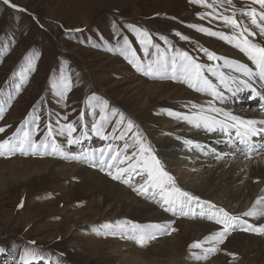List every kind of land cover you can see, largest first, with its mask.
Segmentation results:
<instances>
[{
    "label": "rangeland",
    "instance_id": "374dc122",
    "mask_svg": "<svg viewBox=\"0 0 264 264\" xmlns=\"http://www.w3.org/2000/svg\"><path fill=\"white\" fill-rule=\"evenodd\" d=\"M207 3L211 4L212 0H207ZM250 4L251 0H231V3L225 0L223 4L216 0L213 10L212 7L192 4L190 0H10L9 4L0 0V101L4 102L0 127L6 129L0 133V141L12 137L26 119L30 121L34 114H38L41 117L39 129L33 135L37 142L44 138L45 125L49 122L57 131L59 126L75 122L77 131L74 136H79L81 132L88 133L80 145L74 146L67 145L64 135L48 137L50 143L54 139L71 155L90 153L100 148L108 150L109 145L121 151L128 145L127 150H123L124 157H130L133 153L136 155L125 159L123 165H117L126 168L137 161H143L139 149L130 153L136 144V133H139V138L147 147L153 149L155 155L157 149L153 142H159L178 124L183 123L169 116V111L155 106L159 105V101L168 97L175 98L185 90L191 91V88L180 80L148 77L137 71L120 54L124 37L130 42L126 55L131 59L134 54L136 64L156 59L158 53L155 48H149L146 57L136 33L128 26L147 31L153 44L160 46V53L171 56L176 50L186 51L201 63L209 61L203 49L217 54V47L231 44L200 32L197 28H208L228 35L238 34V30L225 25L218 17L232 16L235 12L237 21L252 27L249 18L242 15V10H246ZM181 36L188 39H181ZM249 39L264 42V38L259 36ZM26 58L32 59L34 70L27 74V79L17 91L19 73L27 67ZM61 70L64 75L71 77L72 83L71 90L63 99L57 97L51 89V82L59 79ZM153 85L155 89L151 97L152 93L148 89ZM161 85L164 86L158 94ZM93 94L101 102L108 103L105 114L109 119L102 129L109 136L108 140L91 132V125L100 118L98 102H89ZM148 98L154 104L151 107L143 105ZM249 105L250 111L262 113L258 111L260 102ZM112 109L117 110L115 116L111 113ZM120 114H123L124 119L117 125ZM128 121L133 124L130 131H126ZM147 128L162 131L154 134L152 142L144 133ZM190 130L197 131L198 128L192 127ZM121 133H125L124 138L116 139ZM204 144L202 142V149L206 148ZM120 147L123 148L119 150ZM96 155L98 157L99 154ZM261 157H264V151L250 155L248 167L239 171L238 175L244 179L249 177L247 171ZM203 158L206 160L210 157ZM51 159H59L64 164L60 168L50 169L48 162ZM228 159L219 162L224 163L226 169L239 161L232 157ZM141 166L138 164L137 168ZM193 166L194 163L190 161L182 164L178 173L166 171L174 178L177 187L197 196L191 187L199 186L201 180L195 181ZM84 168L99 173L102 180L109 179L126 191L136 193L138 201L159 207L156 213L173 216L171 212L164 211L167 205L162 207L159 200L155 199L154 202L133 190L144 182L135 172L125 173L126 177H130L126 184L121 180H113L107 174V168L101 171L87 157L74 160L59 154L21 155L19 152L11 156H0V249L5 252L4 256L0 254V264H21L20 257L32 248L40 249L46 256V262L41 264H188L182 258L178 260L172 232L158 234L143 246L135 239L128 238V235L122 236L120 232L115 235L103 234L108 231L102 227L105 223L114 225L116 221H129L128 229H131L134 220L124 211L122 203H104L106 191L101 192L103 183L98 176L95 177L94 187L92 183L86 182L87 178L84 180L77 175ZM112 171L115 174V169ZM100 186L101 189L98 188ZM200 200L203 201L202 198ZM21 202L23 206L18 207ZM209 202L226 210L223 204L219 205V201ZM248 207L242 205V214L249 211ZM193 209L194 213L187 216L177 214L174 218L182 223L202 220L216 225L206 218L197 219L200 210L195 206ZM242 214L234 213L233 216L243 219L245 216ZM97 230L101 234H97ZM237 232L263 237L253 232ZM240 253L235 258L225 257L228 259L225 262L247 264ZM188 254L186 251L185 257H190L188 259H191V264H213L215 259V254L201 260ZM199 255H203V252ZM251 259L248 264H260L263 258L254 255Z\"/></svg>",
    "mask_w": 264,
    "mask_h": 264
},
{
    "label": "snow or ice",
    "instance_id": "6c2138e0",
    "mask_svg": "<svg viewBox=\"0 0 264 264\" xmlns=\"http://www.w3.org/2000/svg\"><path fill=\"white\" fill-rule=\"evenodd\" d=\"M3 2L9 4L10 0H3ZM224 2L225 0H220L221 4ZM227 2L231 3V0H227ZM190 3L205 5L207 7H212L213 10H215L216 0H212L211 4H208L207 0H190ZM256 5L259 7L257 8ZM11 6L14 8L18 7L16 5ZM242 15L249 18L252 27L248 24H244L243 21H237V19H235V12L232 16L218 17L223 20L225 25L230 26L234 30H238V34L228 35L203 27H199L197 30L209 36L225 40L229 44H234V46L239 49L240 52L244 53V55H246L252 62L255 66V71L248 67L247 64L230 62L226 58L220 57L216 53L207 49H203V51L209 61L216 62L215 66L213 64L204 65L198 63L186 51L176 50L175 54L171 56L167 53H160V46L158 44H153L150 34L147 31H143L131 25L128 27L136 33L138 42L143 47L145 56L147 57L149 55V48H155L158 53L157 58L148 60L147 63L142 62L136 64L134 54L131 59L126 55L130 49V42L127 37H124L123 39V50L120 54L124 55L125 59H127L130 64H133L137 71L142 72L144 76L163 79L165 74L170 73L171 79L181 80L182 82L187 83L188 87L193 88L196 92L210 95L213 98V101H223L224 93L217 87L216 83H213V81L205 75V72L218 77L219 84L230 92L239 91L241 86L255 92L252 80L258 78L259 80L264 81V42H255L254 39H249V37L255 38L259 36L264 38V0H251V4L247 6V9L242 10ZM241 25H243V27H241ZM177 35L179 36L180 34L177 33ZM181 39H188V37L181 36ZM26 60L27 67L19 73L20 83L16 85L17 91L27 79V74L34 70L32 59L26 58ZM221 60H224L222 66L232 68L233 71L241 73L244 77H247V79H240L239 77L226 75L224 72L220 71L219 69L222 66L219 65L218 62ZM13 75H16V73H13ZM233 85H235V88H233ZM71 88V77L64 75L63 70H61L59 79L51 82V89L54 91V94L61 99L66 97V94ZM8 100L10 101L11 97H9ZM91 101L98 102V105L100 106V118L91 125V132L100 136L103 140H108L109 136L102 131L104 124L108 122L109 119L105 114L108 103L107 101L101 102L100 98L95 94L89 98V102ZM213 101H209L207 108L192 104L191 110L187 113L170 110L168 115L184 121L195 128H203L207 131H216L219 129L229 137L226 143H228L230 147H234L236 141H238L239 144L252 150V138L256 136H264V121H260L259 124L261 126L257 127L256 121L242 120L229 112H224L222 109L214 107ZM3 105L4 102L0 101V113L4 111ZM111 113L115 116L117 110L112 109ZM2 118V115H0V119ZM123 119V114H120V120L117 121V125H119ZM40 120V115L34 114L30 121L26 119L25 122L17 128L12 137L0 141V156H11L19 152L21 155L59 154L64 158L74 160L87 157L91 160L93 166H98L101 171H104L107 168V174L113 180H121L126 184L129 183L130 177H126L125 173L135 172V175L140 176L144 182L133 190L149 199L155 200L159 197L158 202H162L161 206L163 207L164 205H167V207L164 208V211L171 212L173 215L179 214L181 216H187L194 210L193 206H195L200 209L199 213H197L198 216L214 221L216 225L222 226L220 230L214 231L205 236L203 241H194L189 246L190 249L203 250V255L193 253V257L196 260L206 259L208 253H215L218 251V246L223 244L233 231L239 230L264 235V224L259 226L251 224L247 220L241 219L240 216L230 215L223 208H217L210 202L202 201L199 197L193 196L189 192L183 191L177 187L174 178L163 168L161 161L151 153V149L139 138V133L135 134V142L140 145L139 152L141 154H147L148 159L137 161V164H132L125 168L117 166L125 163L126 158L124 157V153L113 149L111 145L108 146V150L100 148L93 149L90 153L82 152L76 155H71L65 152L54 139L51 143L48 141V137L56 134L66 136V143L68 146L80 145L82 140L87 138L88 133L81 132L79 136H74L73 134L77 131L75 122L59 126L58 131L49 122L45 125L46 132L44 138L37 142L33 139V135L39 129ZM29 124L32 125L31 128L28 127ZM82 127H87V125H82ZM132 128V122L128 121L126 131H130ZM5 130V128L0 127V133L5 132ZM233 132L235 134V140L232 139ZM124 135L125 133H121L120 137H117L116 139H123ZM185 144L201 148V145L196 144L191 140H186ZM127 147L128 146L125 145L124 151L127 150ZM212 151H215V149H212ZM97 153H99L98 157L96 155ZM135 155L136 153L132 154V156ZM138 164H142L143 168L138 169ZM112 169H115V174ZM22 206L23 204L21 202V205L18 207ZM242 215L245 217L264 216V197L258 198L252 208L249 211L244 212ZM129 223L131 222L116 221L114 225L111 223H105L102 227L108 231L103 234L115 235L117 231H119L122 236L128 235V238L135 239L140 246H143L146 241L155 239L158 234H170L171 232L176 231L175 228L171 227L172 222L145 226L132 223L131 229H128ZM97 234H101L99 230H97ZM32 243L35 244L34 241ZM205 244H211L212 247L204 248L203 246ZM0 251H2V249H0ZM231 255L235 258V254ZM46 259V256L38 248L26 250L20 257L21 264H41V262H46Z\"/></svg>",
    "mask_w": 264,
    "mask_h": 264
},
{
    "label": "bare ground",
    "instance_id": "6f19581e",
    "mask_svg": "<svg viewBox=\"0 0 264 264\" xmlns=\"http://www.w3.org/2000/svg\"><path fill=\"white\" fill-rule=\"evenodd\" d=\"M221 47H217V50L218 53L223 56V58H226L228 61L233 63L238 62L241 64H247L248 67L253 69V71L256 70L255 66L247 58V56L240 52L239 49L234 46V44L223 48ZM215 63L216 62L213 61L201 62V64L204 65L213 64L214 66ZM218 63L222 66L224 64V60H221ZM219 70L224 72L226 75L239 77L240 79H247V77H244L239 72L233 71L232 68L229 67L222 66ZM170 75V73L165 74V77H170ZM205 75H207L209 79H211L213 83H216L217 87L223 91V101H213V98L210 95L196 92L193 88H191V91L185 90L184 93L176 96L175 98L168 97L159 101L157 103L159 105L155 104V107L158 106L160 110L163 111L173 110L174 112L187 113L191 110L192 104L207 108L209 101H213L214 107L222 109L224 112H229L242 120L256 121L257 127L261 126L259 122L264 121V81H261L258 78H254L252 80L255 92H253L251 89L243 88L242 86L239 91L230 92L219 84L218 77L212 76L207 72H205ZM163 86L164 85L159 86L160 90L158 94L162 91ZM178 87H174V89H178ZM171 88L173 87L171 86ZM233 88H235V85H233ZM153 89H155L154 85L150 86L148 89V91L152 93L151 97L154 94ZM150 99L151 98H148L143 105L146 107H151L154 105ZM254 102H260L261 105L258 107V111L262 113L250 111L251 109L249 108V104ZM192 127L193 126L183 121V123L178 124L173 131L169 132L168 136L163 135L164 137L161 138L159 142H153L152 139L154 134H158V132L162 131V129L158 130L147 128V130H145L146 132L144 133L147 135L148 139L153 142L154 147L157 149V151H155V156L161 161V163L164 165L163 168L168 172L171 171L173 173H178V170L182 164L188 163L190 161L194 163L195 166L191 167L195 170L193 172V176L196 177L195 181L200 179L201 184L196 188L195 186L191 187L193 194L197 195L199 198H202L203 201H219V205L223 204L224 208L226 209L225 211H227L230 215H233L234 213L242 214L244 211L242 209L243 204L249 205L248 208L250 210L258 198L264 197V157H261L255 161L254 166L250 167V169L247 171L249 173V177L244 179L238 175V172L248 167L250 163V155L258 154L260 151H264V136H256L252 138V150H249V148L246 146L239 144L238 141H236L234 147H231L234 149H231L228 143H226L229 137L226 136L221 130L217 129L216 131H207L203 128H198L197 131H193L190 130ZM232 139H236L234 132ZM186 140H191L199 145H201L202 142H205L203 146H206V148L202 149L196 148L192 145H187L185 144ZM207 147L210 148L208 149ZM122 148L123 147H120L119 150ZM124 149L125 147L123 150ZM135 149H139V144H134L130 153L132 154ZM212 149H215V151H212ZM123 150L121 151L123 152ZM191 150L194 152H190ZM153 152L154 151L152 149L151 153L154 154ZM140 154H138V156H140ZM141 156L143 160L148 158L147 154H141ZM206 156L210 158L204 160L205 158L203 157ZM229 157L239 159V161L237 163H233L230 166L228 165L229 168L226 169L227 166L224 163L222 164V162H219L220 160L225 161ZM125 158H132V155L130 157L125 155ZM62 164H64V162L59 159H51L48 162V167L50 169L60 168ZM135 164L137 163L135 162ZM139 168L142 169L143 166ZM205 168L208 169L203 171ZM77 175L84 180L87 178L86 182L92 183L94 187H96L95 177L98 176V178L103 183L101 192L106 191V196L103 197L104 203L106 204V202L109 201L113 203L116 202L118 204L122 203L121 205L124 211L130 215V218L134 220L133 222L135 224L145 226L151 224H167L172 222L171 227L176 229V231L172 232V235L174 236L172 242L175 245V253L178 257V260L182 258L186 260L188 264H191V259H188L190 257H185L186 251L189 252L190 256H192L193 253L201 254V252H203L202 249H190L189 246L194 241H203L205 236L211 234L214 231L220 230L222 227L219 225H211L210 223L203 222L202 220L182 223L181 221L175 219L174 215H160L159 213H156L159 211L158 206V208H156L154 205H146L143 203V201H138V196L136 193L132 191H126L124 188H122V186L113 183L109 179L102 180V177L99 173L90 171L87 168L79 171ZM98 188L101 189V186ZM97 192H99L98 189ZM156 200H159V197L156 198ZM156 200L154 202H156ZM197 219H201V217L199 216ZM243 219L257 226L264 222V216H257L253 218L244 217ZM237 231L238 230L231 232L225 242L218 246V251L215 253H208V255L215 254L213 264H227L225 260L228 259L225 257L233 256L231 254L236 255L242 250H244V252H241L240 255L242 254L244 256L243 259L245 262H247V264L250 263L252 260L251 257L254 255H258L263 258L260 264H264V235L263 237L257 238L253 235L239 234ZM117 233H119V231H117ZM203 247L210 248L212 245L205 244ZM135 250L138 251L137 249ZM0 254L1 256H4L5 252L1 251Z\"/></svg>",
    "mask_w": 264,
    "mask_h": 264
}]
</instances>
